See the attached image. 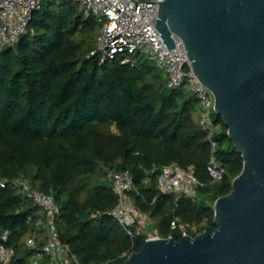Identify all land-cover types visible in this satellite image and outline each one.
<instances>
[{
  "label": "trees",
  "instance_id": "obj_1",
  "mask_svg": "<svg viewBox=\"0 0 264 264\" xmlns=\"http://www.w3.org/2000/svg\"><path fill=\"white\" fill-rule=\"evenodd\" d=\"M99 26L80 1L48 0L21 39L0 50V230L12 231V264H31L25 240L40 236L43 217L14 184L18 177L54 195L61 239L83 264H121L146 236L130 234L111 214L118 198L108 170H130L135 205L160 236L178 239L214 231L215 202L243 171V152L217 112L213 153L199 100L185 84L170 87L140 53L128 62L89 56ZM212 155L225 171L220 181L208 168ZM173 162L193 169L196 196L160 191L161 169Z\"/></svg>",
  "mask_w": 264,
  "mask_h": 264
},
{
  "label": "water",
  "instance_id": "obj_2",
  "mask_svg": "<svg viewBox=\"0 0 264 264\" xmlns=\"http://www.w3.org/2000/svg\"><path fill=\"white\" fill-rule=\"evenodd\" d=\"M157 28L184 40L193 70L245 159L215 202L216 228L145 241L121 264H264V0H162Z\"/></svg>",
  "mask_w": 264,
  "mask_h": 264
},
{
  "label": "built area",
  "instance_id": "obj_3",
  "mask_svg": "<svg viewBox=\"0 0 264 264\" xmlns=\"http://www.w3.org/2000/svg\"><path fill=\"white\" fill-rule=\"evenodd\" d=\"M46 1L0 0V50L15 45L21 39L28 31L34 11ZM78 1L84 4L86 15H93L100 25L89 56H98L104 63L118 55L125 56L124 62L130 61L131 55L136 53L147 55L167 77L170 87L185 84L199 100L200 122L208 133L214 153L217 146L215 136L220 128L215 120V93L194 72L183 38L173 33L176 47L171 50L161 36L157 28L160 9V2L157 1L162 0ZM208 168L214 181L223 179L225 171L215 155H212ZM107 177L113 183L118 198L111 214L122 227L130 234L146 236V240L159 237L153 218L133 201L132 172L110 169ZM13 182L40 207L43 215L37 221L42 229L40 236L29 235L25 240L26 247L34 251L31 264H83L71 245L61 239L57 223L60 205L54 195L39 190L26 177H18ZM200 184L192 168L186 169L176 162L163 166L158 177V188L164 193L196 196ZM2 185H6L5 180ZM171 225H177L175 219ZM181 227L186 229L185 225ZM11 234L10 229L0 230V264H12L16 255L15 247L7 243Z\"/></svg>",
  "mask_w": 264,
  "mask_h": 264
},
{
  "label": "rangeland",
  "instance_id": "obj_4",
  "mask_svg": "<svg viewBox=\"0 0 264 264\" xmlns=\"http://www.w3.org/2000/svg\"><path fill=\"white\" fill-rule=\"evenodd\" d=\"M81 10L85 12V7H84V4L81 2ZM86 14V12H85ZM146 57H148L147 55H145Z\"/></svg>",
  "mask_w": 264,
  "mask_h": 264
}]
</instances>
